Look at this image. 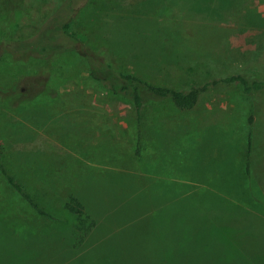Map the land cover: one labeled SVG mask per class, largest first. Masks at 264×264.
<instances>
[{"label": "rangeland", "instance_id": "rangeland-1", "mask_svg": "<svg viewBox=\"0 0 264 264\" xmlns=\"http://www.w3.org/2000/svg\"><path fill=\"white\" fill-rule=\"evenodd\" d=\"M62 4L71 5L0 0V43L35 42ZM84 9L71 13L72 31L88 46L98 41L110 67L166 88L196 86L200 96L188 110L153 100L138 119L128 100L90 77L82 55L52 64L34 60L35 52L14 60L21 54L6 49L0 87L50 79L54 65L52 92L66 111L63 132L52 134V104L34 108L43 97L23 120L22 111L3 110L0 95L8 169L60 219L15 210L0 193V264H264V92L211 85L234 74L264 80V0H93ZM87 175L88 196L79 182ZM249 187L258 196H247ZM74 196L86 216L66 212Z\"/></svg>", "mask_w": 264, "mask_h": 264}, {"label": "trees", "instance_id": "trees-1", "mask_svg": "<svg viewBox=\"0 0 264 264\" xmlns=\"http://www.w3.org/2000/svg\"><path fill=\"white\" fill-rule=\"evenodd\" d=\"M70 7L66 8L62 4L61 11L59 10V16H55L53 19H48L45 23L42 24L40 31L37 35V39L35 42L20 40V41H11L5 40L0 43V62L6 49H10L13 51V54H21L19 57H15L14 60H19L23 58L26 53L35 52L33 55L36 61H42L43 59L49 58L52 64H55V57L58 55L66 54L68 56H73L74 54L82 55L89 68V75L95 81L99 82L108 92H110L114 96H120L126 100H128L133 107V110L138 119H142L146 107L153 100L159 99H169L171 100L175 106L182 110L192 109L198 101L200 96L201 88L192 86L189 90H176L171 88H166L162 86H157L154 84H150L144 81L142 78L132 74V73H124L119 72L117 69L110 67L106 60H103L106 53L103 50V46L99 49L97 46L98 41L92 43V46H88L87 43H83L78 36V34L72 31L73 25L75 23V19L72 17L71 13H80L83 10L85 12L84 7L88 8L91 1L93 0H69ZM72 1L75 2V5L72 4ZM80 4H78V2ZM85 2V3H84ZM84 3L79 9L78 7ZM89 18V16H84ZM91 44V43H90ZM41 46V49L38 50L36 47ZM97 46V47H96ZM99 49V50H98ZM31 59L33 56L30 57ZM103 58V59H102ZM30 59V60H31ZM55 66L51 70L50 79H45L41 81H28V79L19 80L16 84L13 85L14 90H10V87L3 86L0 87V95L2 98V108L8 114L19 113L21 112V118L24 120L25 115L23 114L26 111L28 106L30 107L33 102L32 99L35 97H43L41 100L35 103L34 108H40L41 105L46 106L47 104H52L49 106L50 111H46L48 113V119L50 121V133L52 134H61L62 126L58 123L59 116L61 117L62 111L65 110V105L63 101H61L59 94H53V73L55 71ZM51 81V86H48ZM48 82V83H47ZM30 84H36L37 90L35 92L30 91ZM240 85L243 91L247 94L264 92V80H253L249 81L244 76L240 74H234L225 78H221L220 80L214 81L211 85ZM207 86L203 87L206 88ZM43 89V90H40ZM32 98H29L31 97ZM33 106V105H32ZM43 106V107H44ZM42 108V107H41ZM31 126H35L39 129L42 128L40 123H31L25 122ZM75 139L70 137L66 138V144H74ZM252 139H249V150L251 151ZM48 148L51 149L50 153L54 152V144L49 142ZM139 153V149L137 151ZM49 155L48 153H45ZM4 147L0 141V175L2 177V184L0 186V193L4 194L6 197V202L12 206L15 210H25V212H29V214H33L35 218L44 219L50 222L56 221L59 222L56 216L44 210L40 203L23 187V185L17 180V178L9 171L5 157L4 156ZM50 156H45V162H48L47 159ZM52 167V166H51ZM247 172L250 173V163L247 165ZM110 177L117 176L115 173L109 174ZM54 181V179H53ZM94 181V177L84 176L79 178V182H81L80 186H84L87 194V186L90 185L91 182ZM57 186H60L58 179L55 180ZM98 182V181H97ZM97 184V183H96ZM250 182L248 181V184ZM253 186V185H252ZM246 189L247 196H258V192L256 190V194H254V189ZM78 198V197H77ZM72 197L68 202L64 205L66 212L72 214L73 216H86L84 202L80 198ZM90 204L89 202H87ZM55 224V223H54ZM95 226L93 224H87L85 226V232L90 231ZM56 229H62L58 227ZM78 229L74 231V234L77 235ZM64 237L68 245L72 242L70 237ZM74 238V243H75Z\"/></svg>", "mask_w": 264, "mask_h": 264}]
</instances>
